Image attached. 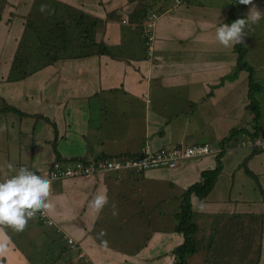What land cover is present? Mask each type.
<instances>
[{
    "label": "crops",
    "instance_id": "crops-1",
    "mask_svg": "<svg viewBox=\"0 0 264 264\" xmlns=\"http://www.w3.org/2000/svg\"><path fill=\"white\" fill-rule=\"evenodd\" d=\"M34 1L13 0L11 5L8 0L0 22V98L22 113H14L10 130L6 125V139L17 137L18 144L17 149H6L12 156L3 162L0 175L21 167L47 169L55 159L139 154L145 144L170 148L186 144L188 136L199 140L187 145L202 144L208 126L217 143L232 129H254V114L247 109L249 72L237 69L235 44L225 47L216 39V28L226 23L232 0L180 4L175 0H56L84 13L95 41L104 40L111 52L66 57L48 66L41 63L31 73L37 86L34 96L28 91L17 95L9 90L14 91L24 77L11 81L12 56L22 43L24 15L29 17ZM253 4L264 14V0H253L241 8L240 16H247ZM147 9L160 14L152 55L146 53L141 33ZM253 32L260 33L248 36L247 45L251 39H264V17ZM249 49L246 59L251 61L248 54L254 48ZM260 58L263 63H248L262 70L264 78V51ZM5 83L11 84L9 90ZM262 94L264 89L259 97ZM19 99L30 109L16 104ZM261 101L259 132L264 133V97ZM36 129L37 136L22 140L21 132ZM228 146L214 189L194 204L205 226L207 253L212 254L206 264L214 257L212 225L221 227L234 244L248 235L255 237L261 246L254 264H264V151ZM188 164H180L169 176L176 174L184 189L199 179L201 171L214 168L217 160L214 155L205 156ZM156 178L149 172L123 171L51 182L50 207L45 210L55 225L34 217L22 231L0 224V245L5 246L0 250V264H172L173 250L183 240L181 234L165 235L168 231L156 226L138 243L128 233L121 237L122 227L141 226L147 213L162 215L156 203L165 196L150 199L159 193L152 185ZM99 193H106L108 203L97 211L92 201ZM127 205L134 211L126 209ZM255 223L259 225L257 236L251 228ZM65 236L73 238L79 249L69 247ZM114 236L121 237L119 245L112 242ZM37 244L48 246L43 251ZM83 254L85 259L80 258ZM188 264L204 261H199L197 252Z\"/></svg>",
    "mask_w": 264,
    "mask_h": 264
},
{
    "label": "rangeland",
    "instance_id": "rangeland-1",
    "mask_svg": "<svg viewBox=\"0 0 264 264\" xmlns=\"http://www.w3.org/2000/svg\"><path fill=\"white\" fill-rule=\"evenodd\" d=\"M200 1H206V0H200ZM213 1V0H212ZM222 1V0H220ZM228 2V1H226ZM8 3V0L6 1L3 10H1V6H2V1L0 0V14L2 15L4 12V9L6 7ZM10 4H13V0H10ZM232 2H231V6H232ZM64 4L56 1V0H35L33 3V7L30 10L29 13V17L30 20L32 22H38V23H33L32 27L26 28V30L24 31V35L22 38V43L20 45V51L19 53L22 52L21 57L18 58V64H17V68L18 70H13L12 73H10V79L12 81L13 78L15 77H24L21 80H23V82L16 84L18 85V87H16V89L14 91L9 90V86H11L10 83H5L6 87L8 88V90L10 92H14L17 95H20V93L24 92V91H28V95H32L34 96V92L33 90L37 89L36 85H33L34 83H36V79H35V75L31 74L33 73L36 69H38V65H40L42 62L47 61L49 59V56H53V55H63V53H61L58 49L53 48V51L51 52H47V48L52 46V45H59L61 43V36L62 34L67 33V41H65L64 43L66 44V46L69 49H75L78 48L74 47V39L76 38V42L75 44L78 45V43L83 44L82 42L84 41V43H90V37L84 38L83 36H81V33H84V31L86 29H88V25L89 22L85 21L82 22L80 25L77 24V20L75 19H70L68 21V24L70 27H72L71 31H70V27L66 28V29H62V31H64L63 33L60 31H56V32H49V28L52 25L51 23H55L58 21V13L60 12L61 9H63ZM7 15V14H6ZM237 17L239 18V16L237 15ZM246 17V16H244ZM8 16H6L5 19H7ZM24 18L26 20H28L27 16L24 15ZM237 18V19H238ZM240 18H243V16H240ZM259 24V21L256 23ZM255 24H253L250 28V30H248L247 35L248 36H256L257 33L260 32H253V26ZM18 29V28H17ZM103 29V27H102ZM30 30V31H27ZM50 33V35H49ZM262 33V32H261ZM60 34V35H59ZM85 34V33H84ZM264 33H262L263 35ZM41 35L45 36V37H49L50 42L48 41V44L46 45L44 43H42L41 40ZM53 35V36H52ZM50 36H52V38L50 39ZM263 36H261L259 39H251L250 40V44H248V50L250 51L249 47L252 49L251 52H253L252 54H248V57L251 59V61L248 59L247 61H249L251 64L252 62H256L258 63H263L262 58H260V55L262 53V51H264L263 49H259L264 47V39H262ZM86 39V40H85ZM251 45H255V46H251ZM143 46V45H142ZM148 45L145 42V47H146V53L149 55V50H148ZM92 48H94V46H91L88 50H91ZM253 65V64H252ZM20 66V67H19ZM26 72V76H24V74L22 72ZM262 72V70L259 69H255V75H256V80L259 82V84L261 85V89L259 92L256 93V98L259 100L260 105L262 106V101L261 99L264 97V94H262L259 97V94L263 91L264 89V78L261 77L260 73ZM260 76L259 79L257 78V76ZM15 80H13L12 82H14ZM32 82V83H31ZM34 86V87H33ZM14 98H11V101L13 102ZM1 101V98H0ZM264 102V101H263ZM16 104L20 105V107L22 109L25 110H29V105L28 103H21L20 99L15 102ZM30 103H32V105L34 106L35 102L33 100L30 101ZM14 104V105H16ZM249 111V110H248ZM250 112V111H249ZM251 113V112H250ZM247 114H249L247 112ZM252 114V113H251ZM113 113L111 114V118L113 117ZM247 116V115H246ZM14 117H16L14 115V113H3L0 111V170L3 168L2 164L3 162L8 158L12 156V153H7L6 149L10 148H16L17 149V137L13 138L11 135L8 136V138L6 139L5 133L6 130H10L11 127V120ZM18 118H20L19 115H17ZM189 117H194L192 114L189 115ZM37 118V117H36ZM35 118V120H36ZM40 121V120H39ZM254 122V120H253ZM34 124V122L31 121L30 123V129L32 128V125ZM6 125L8 126V128L6 129ZM212 130L211 126H208L205 130V136L202 135L204 137V142L209 143L213 146H217V140H215L214 138V131L212 132V134L210 133V131ZM38 134V129H36L35 132H31L28 131L27 133H22L20 134L22 140H26L32 137V135L37 136ZM8 140V141H6ZM199 139L197 137H195L194 139H192V137L188 136L184 142H186V144L188 143H192L194 141H198ZM191 145V144H189ZM196 160H200V157H195L192 159H187L183 161V165L191 162H194ZM2 166V167H1ZM178 168H174V169H168L166 167H159L156 169H150L147 170L146 172L151 173L154 176H157L156 179L152 180V185L156 188H158L159 193H157V195L155 196H149L150 199H159L160 196L164 195L166 197L165 201L162 200L160 207H158V211H162V215H160L159 217H155L156 214L155 213H147L145 216L147 217V219H143L141 223L142 225L139 227H132V226H126V227H122V234L121 237L124 235H126L128 233L127 236L129 237H134L133 242H141L145 239V236L147 234V232H150L155 226H152L157 220H159L162 216H163V211L165 209H167V225H170L171 223L176 225L177 221L173 215L174 211H178L179 207H180V203H181V194L183 193L184 188L180 187V184L178 183V181H176V179H178V176L175 174L173 175V177H169L171 175V172H175V170ZM144 173V172H143ZM135 174H142V173H137L135 172ZM183 176L185 177V174H183ZM171 178V179H168ZM183 177L181 176L180 179H182ZM165 179H168L167 181H165ZM193 179H197L193 178ZM194 181V180H193ZM196 182V181H195ZM194 183V182H193ZM191 185V184H190ZM188 187V186H187ZM186 187V188H187ZM165 193V194H164ZM196 199V198H194ZM195 202L197 200H194ZM126 209H129L130 211H134V209L130 206H125ZM135 224V223H132ZM258 223L256 224H251V228L253 229V233L255 236H257V234L259 233V229H258ZM167 231V230H165ZM170 233L175 234L172 231L165 232V235H168ZM206 235V232H204ZM116 238L115 236L112 237V242L116 243L117 245H119L120 243V238ZM248 235L247 238H245L244 240H238L235 243L236 247H241V248H245L246 249V256L242 259L239 258L238 253L233 254L232 256H225V249L222 247H219V245L222 244L224 239L218 238V240L215 242V246L213 247V254L214 257L211 258V260H209L207 262V264H244L246 261V264H252V263H256L257 262V257H258V252L260 251L259 247L261 246V244H259V241H257V239L253 236ZM130 243V242H129ZM207 240H201L198 239V255H199V261L202 262L204 261V264H206L207 258H210L212 256L211 253H207L208 250V246H207ZM128 243H126L127 245ZM227 244V245H226ZM60 245H61V249L64 250L65 249V245L63 244L62 241H60ZM226 248H230L231 245V241L227 240V242H225ZM48 244L45 245H39L37 244V248H41L43 251H45L47 249ZM54 247V246H52ZM32 255L35 257L36 254H34L32 252ZM231 257V258H230ZM232 259V260H228V259ZM189 259V258H188ZM146 261V260H145ZM188 264V262H187Z\"/></svg>",
    "mask_w": 264,
    "mask_h": 264
},
{
    "label": "trees",
    "instance_id": "trees-1",
    "mask_svg": "<svg viewBox=\"0 0 264 264\" xmlns=\"http://www.w3.org/2000/svg\"><path fill=\"white\" fill-rule=\"evenodd\" d=\"M2 1V6H1V10H3L4 5L6 3L7 0H1ZM186 0H183L182 3H184ZM186 3V2H185ZM232 6L230 7L229 13H228V17L226 19V23H231L234 20H236L239 16L240 18V10L242 7H244L246 4H242L239 2V0H232ZM63 7H65L64 9H61L60 12L58 13V21L55 23H51L52 25L50 26V30L49 32H56V31H60V32H64L62 31V29H66L67 27L69 28V24L68 21L70 19H75L77 20V24L80 25L82 22L86 21V15L82 12H77L78 10L72 8V7H68L66 5H64ZM152 13H156V11H152V10H146L144 11V22L142 25V29H141V33L142 36L144 38V42L147 41V36L144 35V26H145V21L147 20V17L152 14ZM160 15V14H158ZM90 17V19H92L93 17ZM160 17V16H159ZM95 19V18H93ZM2 21V15L0 14V22ZM33 23H38V22H32L30 20V18H28V20L25 22V27L29 28L33 26ZM72 27H70V31ZM30 31V30H28ZM155 32V30H154ZM85 33V34H84ZM84 33H81V36H83L84 38L90 37V43H84V41L82 42L83 44L78 43L75 44L76 42V38H73L74 41V47L75 49H69L66 44L64 43L65 41H67V33L62 34L61 36V43L59 45H52L50 47L47 48V52H51L53 51V48L58 49L61 53H63V55H53V56H49V59L47 61L42 62L41 66H48V65H52L54 63H56L57 61H59L60 59L63 58H74V57H81V56H89L92 54H107L111 52V49L108 48V45L106 44V42L104 40L100 41V42H96L95 41V34L93 31H91V25H88V29H86L84 31ZM50 35V33H49ZM60 35V34H59ZM53 36V35H52ZM52 36H50V39L52 38ZM156 36V35H155ZM156 39V37H155ZM41 40L42 43L44 45V43L47 45L49 40V37H45L43 35H41ZM86 40V39H85ZM249 38L248 35H244L243 40L241 43H237L235 44V49L237 50L238 53V58H237V69H241V70H246L247 72H249V92H248V99H249V103L247 106V109L254 114V123L256 128L255 129H259L260 127V119H261V106H260V102L259 100L256 98V93L259 92L261 90V85L259 84V82L256 80V75H255V69L252 65H250L246 59L247 57V52H248V47H247V42H248ZM155 41V40H154ZM91 46H96V49L94 50V48H92L91 50H88ZM148 47V46H147ZM20 49V45L17 49V51L15 52V54L12 56V65H11V73L13 72V70H18L17 68V64H18V58L21 57V53H19ZM154 51V49H153ZM153 51L151 52L153 54ZM151 54V55H152ZM20 67V66H19ZM24 74V76H26V72H22ZM11 75V74H10ZM19 77H15L13 79H16ZM2 110L8 111V110H13V112H15V114H22L21 111L13 106H9L6 105L4 108H2ZM248 133L247 129H232L230 134L225 137L223 140L220 141L219 144H224L225 142L229 141L231 139L232 136L237 135V134H241V133ZM125 154H133V153H121L118 155H125ZM224 154V153H223ZM223 154H220L216 157L217 160V164L214 168H208L205 169L203 171H201L200 173V177L199 179L192 183L191 185H189L187 188H185L183 190V193L181 194L182 198H181V203H180V207L178 211H174L173 215L177 221V224H170L167 225L166 221H167V209H165L163 211V216L157 220L155 222V227L157 226V229H159L160 231L163 230L165 232V230H169V231H174L178 234H181L183 237V240L180 244H178L175 249L173 250V254H174V261L172 262V264H187L188 262V258L194 254H196L198 252V239L201 240H206V235H205V226H203L201 224V219L199 220V216L197 215L195 209H194V204L195 201L194 200H198V201H204L209 194L212 192V190L214 189L217 181H218V177L222 172L223 169V163H222V156ZM133 155H137V154H133ZM79 159H84V157H79V158H67V159H55V160H64L67 162V165H72L74 164L75 160H79ZM98 160L99 157H95L92 159H88L86 158V160ZM33 170H35L36 172H44L46 171V169H36L34 168ZM249 172V171H248ZM254 175V174H253ZM57 181V180H54ZM53 181V182H54ZM163 197V196H162ZM196 198V199H194ZM164 201L166 199V197L162 198ZM162 201V200H161ZM157 207H160L161 202L156 203ZM160 213H162V211H159ZM153 228V229H154ZM210 229V240H212L210 242V244L213 243V246H215V242L218 240V238L224 239L222 244L219 245V247H222L225 249V253H229L230 251H236L239 255V258H244L246 256V249L245 248H241V247H236L235 244L233 242H231L230 248H226L225 242H227L223 229L221 227H217V226H209ZM230 241V240H229ZM209 246V245H207ZM258 258V257H257ZM241 259V261H242ZM248 262V261H247ZM246 264V263H244ZM254 264V263H252Z\"/></svg>",
    "mask_w": 264,
    "mask_h": 264
},
{
    "label": "clouds",
    "instance_id": "clouds-1",
    "mask_svg": "<svg viewBox=\"0 0 264 264\" xmlns=\"http://www.w3.org/2000/svg\"><path fill=\"white\" fill-rule=\"evenodd\" d=\"M239 2L247 5V4H252L253 0H239ZM180 3H175V4H180ZM262 17H264V14H262L259 10H257L255 5L253 4L249 14L246 17L238 18L233 22H231L230 24L220 23L219 26L216 28V39L221 45L225 47H229L231 45L241 43L244 35L247 34L251 26L253 24H256L259 20H261ZM6 105L9 104L5 101H0L1 112L15 113L13 112V110H8V111L2 110V108H4ZM9 106L13 107L12 105ZM255 128L256 126L254 125V129L248 130V133L264 135V133L259 132L260 131L259 129H255ZM239 136L240 133L232 136L229 141L225 142L222 145L228 146V143L233 144V141L239 138ZM219 143H217V145H219ZM228 150H229V146H228ZM228 150L222 151L221 153L216 154L214 156L217 157L218 155L223 154ZM251 150H257V149H251ZM257 151H264V150H257ZM114 156H118V155H114ZM114 156L99 157V158L104 159V158H111ZM207 156H213V155H207ZM84 159L86 160V157H84ZM76 161L78 160H75L74 162ZM57 162L67 165V162L64 160H54L52 164L44 172H36L35 170H33L34 168L32 169L27 167H21L17 172H7L3 175H0V224L11 226L16 231H22L26 227L29 219L34 217L40 223L46 224L48 226L55 225L54 220H52L49 217L48 213L45 210L50 207V204L48 202V197L50 195L51 182H53L54 180L79 178V177H66V178L50 180L46 176H44ZM11 167L12 166L9 165V168ZM41 173H43V175ZM110 173H107L105 175H108ZM92 176H98V175H92ZM107 203H108V197L106 193H99L94 197L92 201V206L97 211H99ZM41 211L46 212V220L52 221L51 224L44 222V220L40 218ZM59 229L60 228H58V230ZM65 238L69 247L71 248L75 247L76 249H79L77 243L73 238L66 236ZM4 247H5L4 245H0V250H2ZM80 258L85 259L86 258L85 254L80 255Z\"/></svg>",
    "mask_w": 264,
    "mask_h": 264
},
{
    "label": "built area",
    "instance_id": "built-area-1",
    "mask_svg": "<svg viewBox=\"0 0 264 264\" xmlns=\"http://www.w3.org/2000/svg\"><path fill=\"white\" fill-rule=\"evenodd\" d=\"M180 3L183 0H175ZM159 19L158 13H152L147 17L144 26V35L147 36L146 44L148 45L149 54L153 51V42L155 40V27ZM233 145L239 148H251L264 150V135L241 133L239 138L233 141ZM228 150V146H213L209 143L202 144H177L170 148H153L146 144L139 154L118 155L111 158H99L98 160L80 159L72 165H64L55 163L53 167L46 173L50 180L66 178V177H89L92 175L107 174L110 172L132 171L143 173L150 169L166 167L168 169L177 168L184 160L202 157L207 155H216L222 151ZM43 175V173H41ZM40 218L49 224L50 220H46V212L41 211Z\"/></svg>",
    "mask_w": 264,
    "mask_h": 264
}]
</instances>
